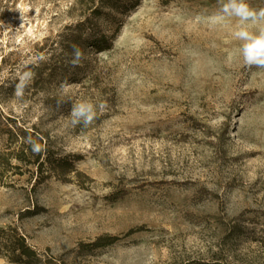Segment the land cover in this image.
I'll return each mask as SVG.
<instances>
[{
	"label": "rangeland",
	"instance_id": "374dc122",
	"mask_svg": "<svg viewBox=\"0 0 264 264\" xmlns=\"http://www.w3.org/2000/svg\"><path fill=\"white\" fill-rule=\"evenodd\" d=\"M98 8L0 0V153L16 127L77 158L66 181L0 159V228L17 226L40 264H264V69L243 64L236 22L208 21L217 0ZM79 100L105 105L87 128L71 125ZM103 237L117 240L94 247Z\"/></svg>",
	"mask_w": 264,
	"mask_h": 264
},
{
	"label": "clouds",
	"instance_id": "9594fccd",
	"mask_svg": "<svg viewBox=\"0 0 264 264\" xmlns=\"http://www.w3.org/2000/svg\"><path fill=\"white\" fill-rule=\"evenodd\" d=\"M217 10L209 16L208 21L214 26L228 20H234L235 26L231 32L233 40L240 42V55L243 64L248 69H264V8H254L247 0H217ZM250 26H257L256 31H251ZM87 59L85 52L77 45H72V55L68 64L71 68L82 67L83 61ZM31 70L23 71L19 75L14 87V96L22 98L25 89L31 84L33 79ZM61 90L65 84H61ZM69 102L65 99L57 100V107ZM70 111V121L73 127L82 125L89 127L97 118V107L102 111L105 105H95L91 101L79 100L72 101ZM23 143L27 144L33 154H40L43 146L38 139L28 135Z\"/></svg>",
	"mask_w": 264,
	"mask_h": 264
},
{
	"label": "trees",
	"instance_id": "16d2710c",
	"mask_svg": "<svg viewBox=\"0 0 264 264\" xmlns=\"http://www.w3.org/2000/svg\"><path fill=\"white\" fill-rule=\"evenodd\" d=\"M102 8L114 10L118 8L122 0H101ZM98 8L93 12L96 17L103 13L104 10ZM85 27L84 22L78 25V28ZM102 40H96L92 45L99 47ZM82 47L87 44L86 40L81 39V35L75 36L72 40V45ZM9 141H7V154L0 153L1 160H7L9 164L10 158L24 162L25 164L35 165L36 169L42 174L41 181H46L48 177L55 175L57 178L66 181L67 175L77 172L76 160L69 156L60 157L55 154L51 144L46 142V136L40 135L38 139L43 146V151L36 155L33 154L30 147L23 143V140L28 135L34 136L30 131L21 128L9 129ZM17 143L14 148L12 145ZM49 174H46V173ZM116 237H103L100 238L94 247H103L112 244ZM0 258H5L10 263L15 264H40L42 258L37 249L29 244L27 237L20 231L17 226L10 225L5 228H0Z\"/></svg>",
	"mask_w": 264,
	"mask_h": 264
}]
</instances>
